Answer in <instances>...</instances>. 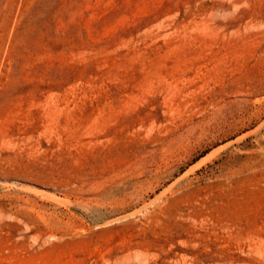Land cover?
Here are the masks:
<instances>
[{
	"label": "rangeland",
	"instance_id": "rangeland-1",
	"mask_svg": "<svg viewBox=\"0 0 264 264\" xmlns=\"http://www.w3.org/2000/svg\"><path fill=\"white\" fill-rule=\"evenodd\" d=\"M0 264H264V0H0Z\"/></svg>",
	"mask_w": 264,
	"mask_h": 264
}]
</instances>
